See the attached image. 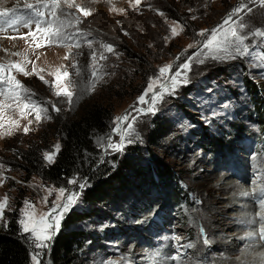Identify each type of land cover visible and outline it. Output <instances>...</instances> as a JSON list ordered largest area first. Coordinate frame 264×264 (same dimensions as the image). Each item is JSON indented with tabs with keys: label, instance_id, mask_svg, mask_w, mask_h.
Here are the masks:
<instances>
[{
	"label": "rangeland",
	"instance_id": "374dc122",
	"mask_svg": "<svg viewBox=\"0 0 264 264\" xmlns=\"http://www.w3.org/2000/svg\"><path fill=\"white\" fill-rule=\"evenodd\" d=\"M25 3H36V0H0V9H15ZM76 3L89 8L92 14L83 17L75 8L61 4L63 12L58 10V15L66 20L73 19L69 13L81 16L83 23L79 28L91 32L88 39L93 40L97 56L103 51L97 41L111 43L115 49V54L105 53L106 61H99L103 80L90 93L82 92L92 71L88 67L91 50L83 37H77L81 42L79 49L74 45L36 48L32 37L26 36L29 29L21 25H17L18 30L0 33V63L19 62L29 72L35 66L39 75L50 83L54 76L49 73L67 70L75 92L69 110L63 98L58 101L38 76L13 73L31 89L34 99L56 102L62 111L56 113L50 109L51 119L40 121L35 119L34 113L21 118L18 111L10 109L6 112V118L20 122L19 128H12L11 135L4 134L9 125L0 128V163L5 165L0 172L9 177L0 186V198L7 193L11 206L5 213L6 219L9 221L12 213L18 218L25 199L35 203L38 212L47 211L54 194L45 205L42 197L47 193L39 186H65L78 190L67 184V180L75 176L81 182L86 180L87 187L82 190L78 204L66 216L74 212H84L88 216L77 224L84 237L71 253L73 260L67 264H107L108 261L160 264L154 253L159 252L165 257L176 254L175 242L169 239L173 235L181 236L183 243L195 245L193 249L180 250L185 253L184 264H218L220 260L228 259L227 255L221 259L216 255L224 254L220 240L229 244L232 238H242L246 232L260 226L258 218L257 226L241 223L247 219L238 218L241 213L261 211L259 204L250 209L235 210L231 208L234 201L231 196L243 198L240 182L264 188V67L254 66L257 62L252 57L227 61L208 59L204 64H194L187 86L180 87L175 95H166L157 105L155 115L140 117L136 125L138 137L126 145L123 153L105 152L97 147V139L106 138L113 126V118L134 104L146 87L148 77L155 75L159 66L173 62L180 64L187 56H195L201 50V45L196 42L202 39L196 33L221 24L238 0H141L139 5L134 0H76ZM248 3L253 11L242 14L245 22L250 29L264 28V6L251 3V0ZM113 8L124 11H113ZM44 11L46 16L41 19H52L48 10ZM160 12L164 15H159ZM172 21L185 26L175 38L169 28ZM0 24L5 23L0 20ZM32 30H35L34 25ZM66 32L73 33L75 28H67ZM13 36L17 38H9ZM21 36L25 38L20 39ZM246 43L251 44L252 51L264 52V44L257 46L259 38L249 37ZM189 44H196V47L188 48ZM70 53L69 59H64ZM73 63H78L81 76H77L76 69L71 67ZM92 105H101L108 110L109 128L104 132H90L93 152L82 151L86 155L85 163H92L89 172L73 174L65 183L43 179L34 172V165L28 160L35 157L36 162L48 165L42 154L52 150L57 143L61 146L62 134L58 133L61 123L76 120L85 107ZM29 120L31 124H28ZM24 126L29 127L27 134L23 131ZM151 135L154 140L150 139ZM113 140L118 137L113 135ZM131 157L139 160L137 165H131L135 166L133 169H128L124 160ZM158 162L168 169L160 170ZM93 171L99 180L106 181L107 187H112L110 197L96 204L86 199V192L93 186L89 175ZM116 172L122 175V185L114 181ZM231 181L236 185L225 188ZM224 196L230 199L227 201ZM221 211L224 213H219ZM223 215L224 224L230 225L225 236L218 229L223 226ZM198 226L205 229L206 238L211 241L209 245L202 243ZM252 244L257 245V240L251 241ZM250 245L239 247L244 250ZM247 254H252L251 250ZM48 262L54 264L50 251ZM169 263L174 264L168 260L166 264Z\"/></svg>",
	"mask_w": 264,
	"mask_h": 264
},
{
	"label": "snow or ice",
	"instance_id": "6c2138e0",
	"mask_svg": "<svg viewBox=\"0 0 264 264\" xmlns=\"http://www.w3.org/2000/svg\"><path fill=\"white\" fill-rule=\"evenodd\" d=\"M257 2L261 6H264V0H251V3ZM134 3L139 5L141 0H134ZM61 4L67 5L69 9L75 8L83 17L92 14L89 8L76 3V0H36L35 4H24V9L30 11V16L27 19L15 15L16 9L3 8L0 9V20L5 21L7 28L16 29L17 25L20 24L24 28L29 29L26 36L32 37L36 48L54 45L72 47L74 45L79 49L81 48V42L77 37H83L87 47L91 50L88 67L92 71L90 73V80L82 89V92L90 93L103 80V74L100 72L102 65L99 64V61H106L108 56L105 53L115 54V49L111 43L97 41L96 43L99 45V48L103 50L97 56V51L93 48V40L88 39L91 36V32H83L79 28V25L83 23L81 16L73 12L69 13L73 19H62L58 15V10L63 12ZM44 10H48L47 14L52 19H41L46 16ZM112 10L124 11L123 9L117 10L115 8ZM189 11H192V9H189ZM252 11L253 9L249 6L248 0H238V4L232 8L221 24L217 27L202 29L197 32L196 35L202 38L196 42L201 45V50L195 56H187L184 62L180 64L173 62L159 66L156 74L148 77L146 87L136 98L134 104L129 105V109H126L123 114L113 118V126L110 128L109 133L106 134V138L100 137L97 139V147L103 149L105 152L123 153L126 145L133 143L138 137L136 125L140 122V117L155 115L158 111L157 105L164 100L166 95H175L180 87L187 86L191 82L189 73L192 71L194 64H204L208 59L227 61L237 59L238 57H252L257 62L254 66L264 67V52L252 51L251 44L246 43L249 37H252L259 38L257 46L264 44V28L250 29L242 16L243 13H251ZM159 15L163 16L164 13L160 12ZM236 17H240V19L237 20L235 19ZM192 19L195 20L196 17L193 16ZM165 23H167V19H165ZM33 25L34 31L32 30ZM7 28L0 27V32L6 31ZM67 28H75V32L68 33L66 32ZM169 28L172 37L175 38L184 31L185 26L177 21H172ZM124 35H128V33L124 32ZM9 38L16 39L17 37L13 36ZM24 38L25 36L20 37V39ZM165 39L167 40L168 38L165 37ZM194 47H196V44L188 45V48ZM184 51L186 53L187 49ZM77 54L82 55V53ZM13 55H19V53H14ZM69 55L71 53L65 55L64 59H69ZM177 59H180V57H177ZM71 67L76 69L77 76L82 75L78 63H73ZM40 71H43V69ZM14 72L22 74L25 77L29 75L38 76L45 85L49 86V90L52 92V95L57 97L58 101L60 98H63L70 110L75 92L72 90L74 82L71 80V74L67 70L61 72L60 69H57L55 73H49V75L54 76L53 81L50 83L44 76L39 75L35 66L29 72L19 62L0 63V97H3V99H0V128H5L6 124L9 125L4 133L5 135H11L12 128L20 127L19 120L6 118V112L10 109L18 111L21 118L34 113L37 121L51 119V115L49 114L50 109L56 113L62 111L60 107H57L56 102L34 99L35 94L17 79L16 75L13 74ZM13 106L15 107L13 108ZM224 107H227V105H224ZM133 112L139 115H133ZM212 115L214 116L215 112ZM31 123L32 121L29 120L28 124ZM23 131L27 134L29 127L24 126ZM113 135L117 136L118 140H113ZM59 151L60 144L57 143L53 146L52 150L45 151L42 154V158L50 165L55 162V157ZM4 168L5 165L0 163V169ZM6 179H9V177H4L3 173L0 172V186H2ZM17 183H20V181H17ZM67 184L75 186L78 190L65 186H39L47 193V195L42 197V202L45 205L49 204V197L54 194V199L51 200V206L47 211L38 212L35 203L27 199L23 201L24 206L19 209V216L15 222L18 225L20 236L30 249L28 264H49L48 253L51 248V242L59 233L65 216L78 204L82 190L87 187L86 180L81 182L75 176L69 178ZM252 191L253 193L259 191L260 193L257 203L261 211L257 212L254 218L241 221V223L255 225L258 218L259 228L246 232L245 236L249 240H255L258 237L260 241H264V188H254ZM241 195L248 196L250 193L243 192ZM10 207L8 194L5 193L0 198V227H3L5 230L9 226L5 213ZM198 230L200 236L203 237L202 243L206 246L209 245L211 241L206 238L205 229L198 226ZM169 239L175 242L173 247L176 254L165 257L157 252L153 254L154 258L158 257L160 264H164L166 260L173 261L174 264H184L185 253L180 250L193 249L195 245L190 242L183 243V238L179 235H173ZM256 247H258L256 244L250 245L249 248L242 251V255L247 254L250 249L255 251ZM256 256L259 258L260 264H264V252L256 253ZM236 259L240 260L241 257L237 256ZM107 264H116V262L108 261Z\"/></svg>",
	"mask_w": 264,
	"mask_h": 264
},
{
	"label": "trees",
	"instance_id": "16d2710c",
	"mask_svg": "<svg viewBox=\"0 0 264 264\" xmlns=\"http://www.w3.org/2000/svg\"><path fill=\"white\" fill-rule=\"evenodd\" d=\"M247 83L250 84L251 82L248 81ZM254 93L256 94V92ZM106 114H108V110L105 107L92 105L85 107L76 120L63 121L58 130L62 137L60 139V151L55 157V162L45 166L41 162H36L35 157H33L28 162H31L30 165H34V172L47 181L63 183L73 174H87L92 163H85L87 159L82 151L93 152L90 139L91 131L104 132L108 130L109 117ZM150 139L154 140L152 135ZM30 155L36 156L37 153H30ZM138 160V157L125 158L124 166L129 169L131 165H137ZM157 164L160 170L168 169L160 162ZM89 175L93 186L86 192L88 202L96 204L108 199L112 187H107L104 179L99 180L96 172L93 171ZM113 176L114 181L116 180L122 185L121 173L116 172ZM112 177H108V179L111 180ZM133 179L135 180V176ZM10 216L7 230L4 228L0 230V264H28L29 249L18 232V225L15 222L17 216L14 213ZM87 216L84 212H74L66 216L62 222V228L54 238L50 248V259L54 264H67L73 260L71 253L74 248H78L84 237V232L78 229L77 224L81 223Z\"/></svg>",
	"mask_w": 264,
	"mask_h": 264
},
{
	"label": "bare ground",
	"instance_id": "6f19581e",
	"mask_svg": "<svg viewBox=\"0 0 264 264\" xmlns=\"http://www.w3.org/2000/svg\"><path fill=\"white\" fill-rule=\"evenodd\" d=\"M20 5V4H19ZM239 154V153H238ZM219 181H220V179H219ZM236 181V180H235ZM225 183V182H224ZM223 184V183H222ZM232 185H236L235 184V182H233V181H231L228 185H226V187L225 188H228L229 186H232ZM238 185H239V190L241 191V192H248V193H250V195H251V197H249V195L248 196H243V198L241 199L240 197H238V198H235V197H232L231 196V198H234V201L231 203V208L232 209H235V210H237V209H250V208H252L253 206H254V204H252V201H251V199H252V196H254L256 193H253V189L254 188H257V189H259L258 188V186H256V187H254V186H252V185H243L241 182L240 183H238ZM224 198H226L227 199V201H228V199H230V197H228V196H224ZM226 201V200H225ZM228 203V202H227ZM226 203V204H227ZM225 205V204H224ZM229 205H230V203H229ZM233 206V207H232ZM222 212L223 211H221V212H219V213H221L222 214ZM224 213V212H223ZM255 214L256 213H254V211H252V212H250V213H244V214H240L239 215V217L238 218H241V220H245V219H251V218H254L255 217ZM234 216H236V214H233ZM146 217V216H145ZM222 217V220H223V226H222V228H220V227H218V229H219V231L221 232V235H223V236H225V233H226V231L225 230H227V228H230V225L228 224V225H226V224H224V222H225V219H224V215L223 216H221ZM256 226L258 225V221H257V223L255 224ZM259 227V226H258ZM234 229H236V228H234ZM229 230V229H228ZM255 230V229H254ZM257 230V229H256ZM232 235H238V234H232ZM257 239H258V237H257ZM166 241V240H165ZM164 241V242H165ZM168 241V240H167ZM166 241V242H167ZM251 241H254V240H249L246 236H243L242 238L241 237H238V238H232V242H229V244H228V242L227 241H224V240H220V246L221 247H223L224 249V254L222 253V252H220V253H218V254H216L217 255V257H220V259H221V257L222 256H225V255H227L228 256V259H226V260H224V261H219L218 262V264H224V263H226V264H242V262H243V264H260V262H259V258L256 256V253H259V252H264V250H262V248H260V246L261 245H259V244H257L258 245V247H256L255 248V251H252L251 249V252H252V254H245V255H242V251L243 250H241L242 248H240L239 246H241V245H245V244H249L250 245V242ZM169 243V242H168ZM169 246V245H168ZM248 247H250V246H248ZM239 249V250H238ZM237 251V252H236ZM150 254V253H149ZM166 254V253H165ZM209 255V254H208ZM148 256V255H147ZM234 256H240L241 257V259L240 260H237V259H235L234 258ZM208 257V256H207ZM211 257V256H210ZM150 258V257H149ZM148 258V259H149ZM234 258V259H233ZM205 259V258H204ZM142 260V259H141ZM150 260V259H149ZM152 260V259H151ZM209 260V259H208ZM167 262H168V260H166ZM164 262V264H166L167 262ZM210 261V260H209ZM152 263V262H151ZM212 263V262H211ZM214 263H216L217 264V262H214ZM156 264V263H155ZM170 264V263H169ZM209 264V263H208Z\"/></svg>",
	"mask_w": 264,
	"mask_h": 264
}]
</instances>
